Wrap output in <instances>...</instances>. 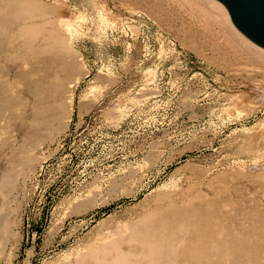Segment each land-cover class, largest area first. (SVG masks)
<instances>
[{
  "label": "rangeland",
  "instance_id": "rangeland-1",
  "mask_svg": "<svg viewBox=\"0 0 264 264\" xmlns=\"http://www.w3.org/2000/svg\"><path fill=\"white\" fill-rule=\"evenodd\" d=\"M39 1L54 11L24 16L12 26L3 19L18 2L0 0V94L11 106L0 126V142L6 141L0 143V172L22 151L33 157L10 165L14 182L0 190V203L8 200L4 222L10 224L0 264H132L144 224L140 213L155 200L167 208L195 202L223 209L220 217L232 221L226 223L231 236L256 225L251 238L262 235L264 245V225L253 224L264 223V64L231 55L229 65L218 60L212 45L221 43L219 37L167 0ZM43 16L54 18L65 36V53L50 41L51 22L26 33L25 26ZM44 55L70 65L79 79L69 84L57 69V85H71L72 112L51 141L41 142L33 137L38 130L46 133L34 120L41 109L28 97L34 77L24 82L22 76L41 65ZM24 124L33 132L27 139ZM7 208L0 205V212ZM244 222L249 225L243 228ZM183 244L169 252L166 264H200L203 254L191 256Z\"/></svg>",
  "mask_w": 264,
  "mask_h": 264
},
{
  "label": "bare ground",
  "instance_id": "bare-ground-1",
  "mask_svg": "<svg viewBox=\"0 0 264 264\" xmlns=\"http://www.w3.org/2000/svg\"><path fill=\"white\" fill-rule=\"evenodd\" d=\"M167 1L168 2H174L178 6H181V7L183 6L184 8H186V10L190 12V15L193 19H196L197 21H202V27L206 31H208L212 35H216L219 37V39L221 40V43H215L214 45H212L214 50L217 51L216 54L218 56V60L223 61L224 63L226 60V63L228 64L230 61H232V59L228 58V56L231 55V57H233L234 59L235 58H242V59H244L250 63H256L258 65L264 64V50L262 48H260L259 46H257L255 43H253L251 40H249L245 35H243V33L233 23L226 7L220 1H218V0H167ZM17 2L18 3H15L13 5L11 4L12 6L9 8L10 10L4 16V19H3L7 24H12V26L14 23H16L18 21H23L24 16H27V18L33 19V18H35V16L38 17V16H41V15H44L47 13L50 14L51 12L54 11V8H51L50 6L45 5L44 3H42L39 0H27L25 2L22 0H17ZM47 16H49V15H47ZM41 18L42 17H39V19H41ZM45 18H46V16H45ZM32 19H30V20H32ZM43 19H44V16H43ZM54 21H55L54 18L53 19L51 18V20L46 18L43 21L41 20L38 23H29L25 26V31L27 34H32L36 28L42 26L43 24L48 25L51 22L52 23L51 26L48 27L50 34H51L49 36L50 41L54 40L53 42L57 43L55 48H57V50L59 52L65 53L67 51V40H66V38H64L65 36H63V33L60 31V29L55 24H53ZM64 33H66V32H64ZM50 52H51L50 54L54 53V51H50ZM40 63H41V65H37L36 67H33L30 70V72H29V70H27L28 73L23 75L22 77L25 76V78H26V79H24V82H25V80H29V79L34 77V79H32L34 81L31 84L30 90L28 89L29 90L28 97H29V94H31L35 99V102H34L35 106L34 107L37 109H41L42 117L39 119H35L36 118L35 117L34 120H36L37 122L39 121L41 124L45 125L46 133H40V131L38 130L39 132L36 131L37 133H35L33 135V132L31 133L30 129L27 126H25V124L23 125V127L20 126L21 127L20 130L23 131L22 133H24L23 137H25V139L29 138L32 134L35 140L43 142L44 140L53 139L55 134L63 129L64 118L68 117L70 115V113L72 112V107H71L72 104H70V101H69V103L67 102L68 101L67 98L71 97V88H70L71 85L68 86L67 89H66L67 86L64 87V85H62V86L57 85L56 76H55L57 69H62L65 72L64 74L66 75L67 80H68L67 82H69V84H74L79 78H73L75 76V71L70 65H64L63 66V64H60L58 62L57 58H55L53 56H48V57L46 55L42 56V58L40 59ZM53 63L54 64L56 63L58 68L53 67V69H52L51 65ZM220 63L222 64V62H220ZM24 64H25V62H24ZM218 64H219V62H218ZM17 66H19V65H17ZM22 67H23V63H22ZM10 68H12V67H9V69ZM225 68H227V66H225ZM5 70H4V73H5ZM19 70L23 71L21 69H19ZM7 71H8V67H7ZM7 71H6V73H7ZM16 71H17V73L19 72L18 68ZM84 74L85 73H81V75H84ZM19 77H21V76H19ZM8 82H11V80ZM6 84H8V83H6ZM24 84H26V83H24ZM60 88H62L63 91L61 90L59 92ZM2 89H4V88H2ZM12 94H14V93H12ZM19 95H22V94H19ZM14 96H17V94H15ZM3 97H6V96H3L2 94H0V126L2 124L3 115L9 111V110H7V112H6V109H8L7 107L10 106V105L7 106V104H9V103L6 104L7 99L4 100L5 98H3ZM13 97H11V98H13ZM21 99H24V96ZM9 101H10V103H12L11 99ZM15 101H14V104H15ZM22 101H24V100H22ZM22 101H21V103H22ZM82 104L78 108V110L80 112L84 111L85 106H83ZM18 105H20V104H18ZM15 107H13V108L15 109ZM27 110H28V107H27ZM14 111L15 110H13V112ZM19 111H21V110H19ZM30 111L32 113L33 110H30ZM11 112H12V110H11ZM15 113H17V112L15 111ZM26 114H28V113H26ZM33 114H34V112L32 113V115ZM29 122H32V121H29ZM5 123H6V121H5ZM22 123L23 122H21L20 125ZM39 126L41 127V125H39ZM37 129H39V128H37ZM0 130L2 131V129H0ZM17 130H18V128H17ZM0 136H2V135H0ZM10 138H8V139H10ZM21 139H23V138H21ZM4 142H6V141L3 140V142H0V143H4ZM2 145L5 146L4 144H2ZM22 146H24V145H22ZM5 148H7V146ZM22 152H23L22 157L15 158L14 154L18 155L19 152H16L15 150H13L12 153L14 156H13V158H11L9 166L2 168L3 170L0 172V190L2 188H4L5 186L10 188V186L13 184L15 177H14V173H12V170L16 165L19 166V165H22L23 163H29L33 159V157L30 154H28V152H24V151H22ZM30 153H31V151H30ZM0 162H2V161H0ZM10 165H14V167H12V166L10 167ZM30 165H32V164H30ZM261 175L264 178V172ZM241 194L244 195V193H242V192H241ZM263 195H264V193H263ZM238 198H239V196H238ZM250 200L252 201V199H250ZM240 201H241V199H240ZM247 201H245V202L249 203V200H247ZM227 202H229V201H227ZM230 202H229V204H230ZM241 202L243 203L244 201H241ZM253 203H254V201H253ZM2 204L4 205V207L7 208V206H8L7 198L4 199L0 203V205H2ZM239 204H240V202H239ZM250 204H252V202H250ZM225 205H226V203H224V206ZM247 205H245V206L243 205V209H246L245 207ZM164 206H165V203L163 201L155 200L152 203V205H150L142 213H140V215H142L140 220L144 224L139 229L138 238L140 235L142 242L141 241L139 242V249L136 251L137 257L133 258L132 264H166V260L168 259L169 252L176 249V246H178V244L182 241H184V244L180 248L189 249V253H192L191 256H193L194 253H197V252L199 254H203V256H200V258H199L200 264H204L205 262L208 264H226L227 262H229V264H262L261 259H264V255H262L264 249L262 248V246H264V245H261L260 240H259L260 238H263L261 235L262 233L261 234L257 233V234L261 235V237L256 235L258 238H256L254 235L256 240L255 239L253 240L252 239L253 237L251 238V235H250L253 233L254 230H256L258 232V230H259L258 227L257 228L255 227V229L252 231V229L256 225H254L252 229L250 228V231L249 230L243 231L241 233V236L238 235L240 237H235L237 234H235V236L234 235L231 236V233L233 234V232L230 233V227L227 226L231 220L229 221V220L225 219L228 222H224L225 220L223 221V218L220 217V215L224 211L223 209L221 210V209H214V208L213 209L212 208H209V209L208 208H200L197 206V204L195 202H187L185 204L173 203L172 206H170L168 208L164 207ZM240 206H241V204H240ZM253 206H254V204H253ZM255 206H256V204H255ZM263 206H261V207H263ZM251 207H252V205H251ZM243 209L241 211H242V213H245L246 211L243 212L244 211ZM258 209L259 208L257 207V209H254V210H258ZM251 210L252 209L250 208V211H247V212H252ZM260 211H261V209H260ZM254 212H256V211H254ZM261 212L263 213L264 210ZM261 212H260V214L256 213V216L258 215L260 217L259 218L260 220H261V218L264 217ZM8 213H9L8 208L6 210V213L2 214L0 212V244H3L4 238H5L4 233L10 231L9 222L8 223L4 222L5 218H7V216H8ZM232 213L236 214L237 211L232 212ZM252 213H249V214H252ZM228 214H229V212H228ZM249 214H248V216H249ZM237 215H239V214H237ZM230 216H231V214H230ZM254 216H255V214H254ZM254 216H251V217H254ZM219 217L221 220H219ZM224 217H226V216H224ZM236 217H238V216H234L233 220L236 221L238 219V218L236 219ZM227 218H230V217H227ZM231 218H233V217H231ZM239 219H242V218H239ZM244 219H245V216H244ZM250 219L252 221L253 219H256V218H253V219L250 218ZM250 219H248V221ZM246 220H247V217H246ZM222 222H224L225 224L226 223H228V224H226V226H225L224 224H222ZM239 222H241V221H239ZM256 222H257L258 226H259V224L264 225V223L261 224L262 220H261V223L259 221H255V223L253 222V224H256ZM263 222H264V218H263ZM244 223H242L243 225L241 224V227L243 226V228L249 225L248 223H247L248 225L246 223H245L246 224L245 225ZM230 224L232 225V223H230ZM236 225L239 226L238 224H236ZM251 226L252 225H250V227ZM227 227L229 228V230ZM243 228H241L240 230L242 231ZM237 229L238 228H236V230ZM262 229H261V231H262ZM256 231H254V233ZM250 232H252V233H250ZM263 232H264V230H263ZM236 233L240 234V232H236ZM218 235L222 236L221 239L219 237H218V239H215V236H218ZM224 241L225 242L227 241L232 247L231 256L229 254H227V251L224 250V248H227ZM261 242H262V239H261ZM262 244H264V243L262 242ZM126 255L129 256L131 254H126ZM226 256H227V259H226ZM215 257H219V258L215 259ZM121 260H122V258L120 259V261ZM116 262H118V260H116ZM116 262H114V263H116ZM63 264H65V263H63Z\"/></svg>",
  "mask_w": 264,
  "mask_h": 264
},
{
  "label": "water",
  "instance_id": "water-1",
  "mask_svg": "<svg viewBox=\"0 0 264 264\" xmlns=\"http://www.w3.org/2000/svg\"><path fill=\"white\" fill-rule=\"evenodd\" d=\"M235 26L264 50V0H218Z\"/></svg>",
  "mask_w": 264,
  "mask_h": 264
}]
</instances>
